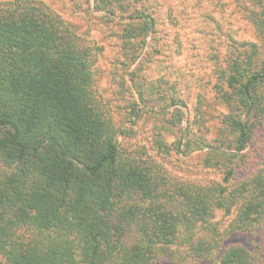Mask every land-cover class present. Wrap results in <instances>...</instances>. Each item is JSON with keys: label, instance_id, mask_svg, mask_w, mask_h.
<instances>
[{"label": "trees", "instance_id": "obj_1", "mask_svg": "<svg viewBox=\"0 0 264 264\" xmlns=\"http://www.w3.org/2000/svg\"><path fill=\"white\" fill-rule=\"evenodd\" d=\"M71 1L130 69L129 126L117 130L97 94L100 46L42 1L0 0V264H264V0H233L258 43L235 40L218 0ZM183 31L226 110L210 140L202 97L183 127L187 89L201 84L174 68ZM161 60L167 92L150 78ZM172 151L201 154L220 180L182 179L150 154ZM236 232L260 235L261 253L227 246Z\"/></svg>", "mask_w": 264, "mask_h": 264}, {"label": "rangeland", "instance_id": "obj_2", "mask_svg": "<svg viewBox=\"0 0 264 264\" xmlns=\"http://www.w3.org/2000/svg\"><path fill=\"white\" fill-rule=\"evenodd\" d=\"M49 5L51 9L60 14L64 19L72 23L76 30L84 36V38L91 43L97 44L102 48V55L99 62L95 66V87L97 94L103 101L108 105L109 110L112 113L113 120L115 123V127L118 129L125 128L129 126L128 124V111L131 108V105L134 102V92L131 88V82L128 76L131 74L128 66H121L120 62H118L116 58V48H115V40L114 37H111L109 32H106L102 27L95 28L94 26H89L82 18L84 16L80 15L77 10L71 11L70 7L73 3L71 0H39ZM214 1V0H213ZM222 5L223 10L219 9L220 15L224 16L230 29L232 31V35L237 42H256L258 40L256 38L253 27L250 23L245 19L243 13L237 8L236 4L233 0H218ZM79 8L85 10L84 7L80 4ZM78 13V14H77ZM98 15V14H96ZM82 19V21L80 20ZM104 32V34H103ZM184 32V33H183ZM183 35L185 32L188 34L183 37V42H185V48L183 53L178 56L174 60L176 64L174 68H187L185 70L189 73L197 74V80L201 81V84H193L190 88L187 89L188 94L194 95V101L192 97L187 99V106L183 127H185L186 122H194L198 115L196 111L197 102L199 97L203 98L204 108L202 110V118L200 126H198L199 132L201 131L203 135L207 136L210 140L215 137V133L219 127V114L224 113L225 107L219 100L216 98V82L214 80H210L208 78V71L206 70L205 62L206 60L201 59V55L203 53L201 43L197 42L196 35L191 31H183ZM224 51V48L219 50L218 57L222 58L220 53ZM215 63H219V61H215ZM138 64V62L136 63ZM157 70L162 73L159 75L157 72V77L150 76V78H155L154 81H159L158 90L167 92L170 90L171 85L174 84V75L164 76L162 75L166 69L163 66H167V64L161 60L157 62ZM213 65V64H212ZM211 65V66H212ZM142 68H146L144 64ZM173 72V69H170ZM130 72V73H129ZM138 74V73H137ZM135 74V77L137 76ZM140 75H145L142 71ZM204 86L201 87V86ZM196 102V104H195ZM156 108H159L156 106ZM167 112H172V108L167 107ZM150 120L154 119L150 117ZM183 122V123H184ZM261 130V129H260ZM165 134V133H164ZM163 134V135H164ZM140 135H144L139 133ZM180 133L171 134L169 133L165 138L167 144L171 146L173 149V144H175L176 139L179 137ZM145 138L138 137L140 140ZM257 144H260V141H264V131H262L257 138ZM134 142V141H132ZM141 142V141H140ZM135 144V142L133 143ZM256 144V146H258ZM262 146V145H259ZM133 148V147H132ZM155 151V150H153ZM156 152H150L151 156L157 163H160L165 170L170 174H175L182 179L191 178L192 180H205L208 182L209 180H220V175L216 173L214 170L206 171L208 169L201 170L199 160L202 158L201 154L194 155L190 158H184L175 153V151L170 152L169 156H157ZM215 220L217 222L224 221L222 213H217L215 216ZM260 235L255 234V236H250L245 233L236 232L231 234L226 240L227 246H241L245 248L250 254L258 255L260 254ZM260 252V253H259ZM264 258V254L261 255ZM185 264H210L205 261L201 262H192L189 260L185 262Z\"/></svg>", "mask_w": 264, "mask_h": 264}]
</instances>
